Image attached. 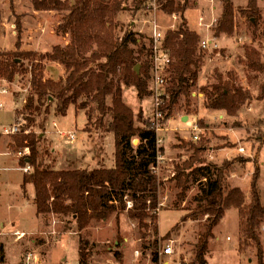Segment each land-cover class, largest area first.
<instances>
[{
	"label": "rangeland",
	"instance_id": "1",
	"mask_svg": "<svg viewBox=\"0 0 264 264\" xmlns=\"http://www.w3.org/2000/svg\"><path fill=\"white\" fill-rule=\"evenodd\" d=\"M113 1L106 0L109 3L108 8L117 12L115 18L106 25L109 29L108 37L121 41L126 33H136L137 44L130 43V47L138 60L134 67L138 73L143 69L141 63L146 57L140 52V47L146 41L154 42L152 30L154 26H157L164 36L167 31L177 29L183 22L182 18L190 30L201 28L198 31L200 39L197 55L203 58L199 63L201 71L197 84L191 89L190 99L182 98L170 117H167L169 111H164L167 118L163 125L165 124L173 138L170 150L174 156L171 162L164 158L166 139L159 138V146L163 151L161 149L159 160L161 166L158 174L161 186L158 188V200L155 204L158 205V219L157 221L148 219L145 222L147 226L141 227L139 222L134 223L130 219L129 209L126 207L124 211L117 210L105 221L93 220L83 229L79 228L75 215L49 214L42 220L41 218L45 216H37L34 186L27 184V187H23L26 169L32 173L33 168L26 162L21 163L24 154L19 157L8 149L13 138L12 135L5 134L4 129L10 123L3 122L4 119L1 117L0 252L6 264H85L80 253L82 239L89 242L87 264H152V252L156 248L160 251L166 243L174 245L175 255L171 264H193L199 231L208 225L210 219L207 214L194 215L198 213V207L206 202L205 185L202 177L199 175L193 177L187 190L192 200L187 197L180 200L177 198L179 191L175 185L176 181L172 180V177L177 165L183 166L184 163L196 158L197 161L192 167L199 169L201 161L211 160L210 151L214 142L217 145L216 149L222 147L236 149L233 153L236 156L232 154L230 159L225 160H219L221 152L216 150V157L211 163L220 166L224 163L230 165L227 172L228 176L230 175L229 182L232 186L242 188L248 202L251 199L254 175L258 170L256 184L261 191L264 205V98H261V95L264 96V71L254 68L256 72H253L245 56L247 46H251L259 51L260 60L264 63V0H257L259 12L252 19L241 10L247 7L248 0H229L236 10L233 34L227 30L218 33L224 0H174L181 5L187 4L189 10L187 13L177 11L171 14L162 11L157 5V0H143L144 2L139 5L134 3L135 0H123L121 10L111 5ZM138 7L140 8L137 9ZM185 13L192 28L188 25ZM162 14L171 15L174 19L162 18ZM64 17L65 13L35 10L32 0H0V58L8 52L17 54L32 52L36 55L17 59L19 63L21 62L18 66L20 71L13 77L0 72V85L9 93L5 96L0 94L3 104L0 111L4 108V100L9 99L8 115H13L14 107L12 123L22 124L23 129L34 132L40 139L39 162L43 166L56 170L112 167L116 164L115 139L112 138L110 142L108 137L112 133L91 124L96 118L90 119L86 114L87 109L71 107L65 117L58 116L55 101L48 103L49 113H42L35 119V124L25 122L22 117L25 115L22 109L27 103L28 96H35L32 81L37 65L41 62L46 65L44 79L59 80L66 75L62 64L42 58L52 52L54 46H65L70 43V35L59 30ZM256 21L258 25L254 26L253 23ZM19 22L22 28L21 35H17ZM203 40L209 41L208 48L202 47L200 42ZM169 69L168 63H160L153 59L150 78L147 79L150 94L143 95V98L139 97L135 86L122 84L125 102L135 110L137 116H141L140 111L144 110L143 118H146L158 98L163 100L162 93L166 102L170 99V93L167 91L168 77L171 75V72L167 74ZM219 76H222V83L232 81L235 85L247 89L251 95L249 102L235 108L229 117L220 112L225 114L222 122H219L218 116H211L204 108L206 98L204 95L200 96L203 94L202 87L218 80ZM115 77L119 79L120 75ZM201 77L203 81L200 84ZM195 90L197 95L193 96ZM187 107L188 110H192L193 115L195 114L191 122L181 120V115L186 114ZM137 123L139 126L143 125L142 121ZM190 126H196L198 130ZM71 128L76 130L72 132L77 136L73 142L59 134L60 131L70 132ZM138 144L139 139H134L132 145L136 147ZM201 144L207 146V151L197 152L193 148ZM187 171L189 172L188 168ZM233 173L238 174L236 183L233 182L235 176L231 179ZM124 199L127 204L130 197L126 195ZM117 213H120L119 220ZM155 224L158 225V229ZM17 229L25 231L26 237L22 236V240H18L14 234ZM213 235L208 241V253L205 255L207 264H259V257L254 250L246 249L243 252L240 250L243 237L236 208L226 211L219 225L213 227ZM260 236L264 250V224ZM136 250L139 251L138 254H135ZM29 253L33 254L32 260L26 262ZM34 258L37 261H34Z\"/></svg>",
	"mask_w": 264,
	"mask_h": 264
},
{
	"label": "trees",
	"instance_id": "2",
	"mask_svg": "<svg viewBox=\"0 0 264 264\" xmlns=\"http://www.w3.org/2000/svg\"><path fill=\"white\" fill-rule=\"evenodd\" d=\"M69 1L32 0L37 11L65 13L59 30L68 33L71 38L69 44L56 45L52 52L42 57L43 60H54L62 64L66 70L64 78L44 79L46 65L43 62L34 68L32 85L35 96H28L27 103L22 109L25 115L22 117L25 122L35 124V119L42 113H49L48 103L55 101L58 116H66L71 107L87 109L88 117L96 118L91 124L115 134L116 164L113 168L63 170L43 166L39 162L41 141L34 132L26 133L27 129L11 136L13 142L10 143L9 149L15 155H20L26 148L30 150V155L21 157L22 164L26 162L33 167L32 173L24 174L23 186L29 183L34 185V203L37 216H45L41 218L42 220L49 214L75 215L79 228L83 229L93 220L105 221L117 210L124 211L127 207L124 197L127 195L133 201V207L128 210L130 219L145 227L146 220L158 219V205L155 204L158 200V188L161 186L158 174L161 166L160 153L163 148L159 146V138L152 128V122L148 118H143L144 110L140 109L141 116H137L135 110L125 102L122 84L135 86L140 98L150 94L147 79L150 78L154 56L151 42L146 41L140 47V52L146 57L141 63L143 69L138 73L134 70L138 60L130 47V43L137 44L136 33H126L121 41L108 37L109 29L106 25L117 13L108 8L109 3L106 0ZM123 2L114 0L111 5L121 10ZM143 2L134 1L136 5ZM157 5L162 11L170 14L177 11L184 13L187 9V4L181 5L174 0H157ZM241 10L252 19L259 12L257 0H249L247 7ZM182 19L183 22L177 29L167 31L162 48L171 57L170 69L167 72V74L171 72L167 88L170 99L167 102L164 99L160 106L163 112L169 111L167 117L172 115L173 109L180 104L182 98L190 99L191 89L196 86L201 71L199 63L203 58L197 55L200 36L191 31L184 18ZM253 25L257 26L258 21ZM224 30L232 34L235 30V10L229 0H224L218 33ZM21 33L19 22L17 35ZM23 56L29 58L36 55L32 52L18 54L8 52L0 58V72L13 77L20 71L18 66L21 62L19 63L17 59ZM245 56L253 72H256L254 68L264 71V63L261 62L257 49L247 46ZM118 74L120 78L116 79L115 76ZM221 78L222 76H219L218 80L202 87L201 92L206 98L204 106L211 110L232 113L236 105L244 104L251 95L246 92L248 90L235 85L232 81L222 83ZM261 98L264 96L261 95ZM167 117L165 115V118ZM138 121H142L143 125L139 126ZM136 138L139 139V144L134 147L132 144ZM204 147H206L204 144L193 146L197 152H204ZM191 160L183 166L175 167L172 180L176 181L175 185L179 191L177 198L180 200L186 196L189 182L193 177L201 174L207 180L204 192L206 202L198 207V213L194 215L207 214L210 219L208 225L199 231L193 264H207L205 255L208 253V241L214 236L213 227L219 225L230 208H236L239 213L243 237L240 250L242 252L246 249L254 250L259 257V264H263L264 250L260 233L264 224V205L261 191L256 184L258 170L254 175L251 199L248 202L245 192L240 187L230 184V175L227 174L229 164L224 163L220 166L205 160L201 161L202 165L198 169L192 167L197 159ZM119 217L120 213H117L118 220ZM155 227L158 229V225L155 224ZM88 244L87 240L80 241L81 258L85 264L88 263L87 256L90 253ZM158 249L152 252V260L155 263L159 261Z\"/></svg>",
	"mask_w": 264,
	"mask_h": 264
},
{
	"label": "crops",
	"instance_id": "3",
	"mask_svg": "<svg viewBox=\"0 0 264 264\" xmlns=\"http://www.w3.org/2000/svg\"><path fill=\"white\" fill-rule=\"evenodd\" d=\"M231 2V1H230ZM248 3H249V0H248ZM247 3V4H248ZM188 10L189 9H187V10H185L186 11V13L188 12ZM184 11V12H185ZM186 13H185V17H186ZM200 15V14H199ZM235 15H236V10H235ZM183 16H184V14H183ZM161 17L162 18H171V17H173V16H171V15H165V14H162L161 15ZM241 19H244L243 17H240ZM173 19H174V17H173ZM186 19H187V17H186ZM187 22H188V25L190 26V23H189V20L187 19ZM200 24H201V22H200ZM191 27V26H190ZM201 27V26H200ZM192 28V27H191ZM201 29V28H200ZM200 29H194V28H192V30L191 31H193V32H196L198 35H199V30ZM14 81V80H13ZM202 81H203V79H202V77L200 78V84L202 83ZM0 87L1 88H5L4 86H2V85H0ZM247 90V89H246ZM196 91V90H195ZM194 92V91H193ZM249 92V91H248ZM250 93V92H249ZM7 94H9V93H7ZM7 94H3V96H5V95H7ZM201 95H203V94H200V96ZM194 96V95H193ZM251 99V98H250ZM249 100V99H248ZM246 101L245 103H248L249 101ZM9 99H5L4 100V108L0 111V120H1V117H3V122H9L10 123V125H12L13 123L12 122H14V107H13V115H8V110H9ZM244 103V104H245ZM241 105H243V104H240V105H238L236 108H238V107H240ZM191 106V105H190ZM183 108V107H182ZM205 108V107H204ZM205 109H207L211 114V116H214V117H216V116H218V120H219V122H222V121H224V117H225V114H227V116L229 117L230 115H231V113H228V112H226V111H224V110H218V111H216V110H214V111H210L211 109H208V108H205ZM220 112H224L225 114H222V113H220ZM186 114H183V115H181V120H183V121H190L191 122V119H192V117L195 115H193L192 114V110H188V107L186 108V112H185ZM221 114L220 116H219V114ZM149 114H155V110H154V106H153V108L151 109V112H149ZM191 115V116H190ZM65 117V116H64ZM12 123V124H11ZM264 123V122H263ZM178 124V123H177ZM175 127H177V126H175ZM0 129H1V122H0ZM230 129H233V128H230ZM71 131H76L75 129H72L71 128ZM232 131H234V129L232 130ZM112 133V135H110L109 137H108V139H109V141L111 142L112 141V138L113 139H115V151H116V138H115V134L113 133V132H111ZM171 133L173 134V132L171 131ZM14 135V134H13ZM174 136V135H173ZM161 137H164L165 139H166V143L164 144V149L166 150V155H165V159H167V161H170L171 162V159L173 158V153L171 152V142H172V136L170 135V132H169V130H168V132H162L161 133ZM230 138H231V140H233V137L232 136H230ZM76 139H77V136H76ZM10 142V141H9ZM214 144V146H212L211 147V153H210V157H211V160H213V159H215V151L216 150H218L219 152H221V154L219 155V160H221V159H224L225 160V158H227V159H230V156H232V154L236 151V149L235 150H233V149H225L224 147H222V148H215V146H217L216 145V143L214 142L213 143ZM9 149V148H8ZM204 149H205V151H207V146L206 147H204ZM204 151V152H205ZM239 151V150H238ZM22 154H24V156H28V155H26V154H29L30 155V150L28 149L27 151H23V153ZM22 154H20L21 156H22ZM19 156V155H18ZM21 156H19V157H21ZM233 156H236L235 154H233ZM218 159V158H217ZM211 160H207V162H211ZM263 161H264V159H263ZM27 165H29V164H27ZM31 166V165H30ZM115 166V165H114ZM114 166H112V167H107V168H113ZM32 167V166H31ZM33 168V167H32ZM27 172V171H26ZM27 173H31V171H28ZM25 174V173H24ZM235 176V178L233 179V177ZM199 177H202V182H204V185H205V189H206V187H207V180H206V178H204L201 174L199 175ZM229 179H230V177H229ZM231 179H233V182L234 183H236L237 182V179H238V174L237 173H233L232 175H231ZM190 183V182H189ZM29 184H32V183H29ZM33 185V184H32ZM234 185H236V184H234ZM34 186V185H33ZM24 188L25 187H27V184H26V186H23ZM234 187H238V186H234ZM35 188V187H34ZM242 189V188H241ZM188 190V189H187ZM205 191V190H204ZM34 192H35V189H34ZM187 193H186V196L184 197V199L187 197L188 199H191L192 200V197H191V195H189L188 194V191H186ZM25 193H26V190H25ZM16 231H19V232H25V231H22V230H20V229H17V230H15V232ZM15 232H14V234H15ZM26 237V235L23 237V238H25ZM23 238H21V239H18V240H22ZM32 253H29L28 254V256H27V259H26V262H31V260H32ZM37 259H38V255H37ZM37 259L36 258H34V261H37ZM2 264H6L4 261H3V258H2ZM27 264H29V263H27ZM77 264H81V263H77Z\"/></svg>",
	"mask_w": 264,
	"mask_h": 264
},
{
	"label": "built area",
	"instance_id": "4",
	"mask_svg": "<svg viewBox=\"0 0 264 264\" xmlns=\"http://www.w3.org/2000/svg\"><path fill=\"white\" fill-rule=\"evenodd\" d=\"M152 30H153V34H154V40H153L154 42H151V45H152L151 48H153V53H154L153 59H154V61L156 59V61H158L160 63L166 62L170 65L171 57L167 54V52H164L162 49L164 46V37H165L164 34L159 30V28L157 26H154ZM200 43L202 44L203 48H208L209 44H210L209 41H207V40H203ZM6 93H8L7 89L0 87V94H6ZM193 95L194 96L197 95L196 91L193 92ZM161 96L163 97L164 94L162 93ZM163 103H164V97H163V100H160V98H158V100L154 104V108H155V115L157 117H159L160 119L165 120V114L161 110V107H160ZM2 106H3V104L0 100V107H2ZM190 127L192 129L198 130V127H196V126L195 127L190 126ZM23 130L24 129H23L22 124H12V125L7 126L4 129V133L7 135H13V134H18ZM25 132L28 133L29 131L25 130ZM59 134H61V136L63 138H66L69 142H73L76 140V133L75 132L60 131ZM195 138H198V137H195ZM27 150H28V148H26L24 151H27ZM26 171L28 172L29 169H26ZM127 207H128V209L133 207V201L132 200H127ZM15 234L18 237V239H20L22 236H25L24 232H19V231H16ZM138 253H139V251L136 250L135 254H138ZM158 255H159L158 263H155L151 258L152 264H171V263H173V256L175 255L174 245L172 243H166L161 248L160 251L158 249ZM0 264H2L1 252H0ZM178 264H181V263H178Z\"/></svg>",
	"mask_w": 264,
	"mask_h": 264
},
{
	"label": "bare ground",
	"instance_id": "5",
	"mask_svg": "<svg viewBox=\"0 0 264 264\" xmlns=\"http://www.w3.org/2000/svg\"><path fill=\"white\" fill-rule=\"evenodd\" d=\"M153 124V129L157 132L158 138H161L162 132H168V128L165 127L164 120L157 117L155 114H148L147 117Z\"/></svg>",
	"mask_w": 264,
	"mask_h": 264
}]
</instances>
